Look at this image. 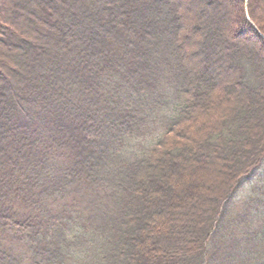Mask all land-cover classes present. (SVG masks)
Returning <instances> with one entry per match:
<instances>
[{"label": "trees", "instance_id": "obj_1", "mask_svg": "<svg viewBox=\"0 0 264 264\" xmlns=\"http://www.w3.org/2000/svg\"><path fill=\"white\" fill-rule=\"evenodd\" d=\"M203 2L215 10L238 4L236 21L245 32L257 29L264 47L260 0ZM9 3L15 21L25 11L30 27L15 33L12 22L0 25L1 46L14 58L32 57L22 70L11 56L0 60V264H264V177L256 176L264 125H247L250 98L217 127L211 121L204 136L194 130L202 117L197 101L208 107L219 84L215 27L201 29L203 66L191 75L182 0ZM237 49L224 59L228 73L240 93L257 90L262 102L263 60L242 44ZM6 74H21L20 86ZM255 109L264 119V107ZM219 153L232 159L231 174L196 238L168 242L165 223L155 219L167 211L165 194L175 199L178 181L160 173L159 159L179 167ZM138 204L146 209L137 214L141 225Z\"/></svg>", "mask_w": 264, "mask_h": 264}, {"label": "rangeland", "instance_id": "obj_2", "mask_svg": "<svg viewBox=\"0 0 264 264\" xmlns=\"http://www.w3.org/2000/svg\"><path fill=\"white\" fill-rule=\"evenodd\" d=\"M184 6V16L182 19L183 28L182 30V43L183 49L185 53V57L189 56L191 60V65L195 70L191 71V75H194L196 71L201 69L203 66L202 55L200 54L201 42H202V34L201 29L204 26L212 25L215 27V40L216 42L221 43V46L218 48V52L216 53L219 59H217L216 64L213 65L214 73H216L217 86L213 87L214 92L211 96V102L208 107L205 105L203 101H197L198 104L201 105L202 117L199 118L198 122L194 123L196 120L192 121L197 127L194 129L196 133H200L202 130V135L207 134L212 127L213 121L215 127L218 126L219 122L223 118V115L230 114L232 107H238L242 104L244 98L249 97L252 106L251 110L247 111V113L251 114V117L246 118V123L250 127L260 128L264 125V119L259 118V112L255 109V107L260 106L264 107V101L257 103V90L247 91V93H240L239 90L235 87L234 83L236 82V76L233 77L229 74L227 70V65L224 63V59H227L233 55L238 53L237 46L242 44L246 47L247 50L250 51V54H257L263 62H259L260 66L258 67L257 72L259 75H262L259 79L257 85L258 87L264 86V47L261 45V42H257L254 38L255 34H258V30L254 29L256 33L245 32L244 28L240 26L239 21V6L238 4L233 6V2L225 3L224 6L215 10L212 7H206L203 0H182ZM261 4L264 6V3ZM261 4H258V12H261L264 16V12L262 10ZM215 5H213L214 7ZM0 25L6 26V22H12L13 27L11 29L15 30V33H28L29 32V23L27 22V14L23 11L24 14L20 15L19 20L15 21L14 16L15 12L10 8L9 0H0ZM2 18V19H1ZM238 19V21H236ZM15 23V24H14ZM199 27L197 31L195 27ZM205 28V27H204ZM243 31L241 37H237V33L239 31ZM4 36L0 34V41L3 40ZM262 39H264L262 35ZM0 42V60L9 59L10 56L14 58L11 53L8 51L5 52L4 46H1ZM32 56H15V62L17 63L16 69L22 70L19 65L31 58ZM13 59V60H14ZM199 60V61H198ZM230 66V65H228ZM19 67V68H18ZM22 72V71H21ZM24 73V72H23ZM7 78L10 82L15 86H20L21 83V74L20 77H13L9 74H6ZM18 78V79H17ZM251 76L245 78V82L248 85H251ZM23 86L28 88V84L23 82ZM220 85V86H219ZM246 85V84H245ZM244 85V86H245ZM249 89V88H248ZM255 100V102H254ZM226 110V111H225ZM228 111V112H227ZM249 116V115H248ZM252 118V119H251ZM237 123H245L243 119L242 113L238 117ZM193 124V125H194ZM191 134V133H189ZM191 137H194L191 134ZM190 138V137H189ZM193 140V138H192ZM189 142V141H187ZM234 148H232L233 150ZM231 150V149H230ZM229 151V150H228ZM219 158L215 160L206 161H194V162H186L181 164L179 167L175 162L169 160L165 157H161L158 161V167L160 166V173L169 172L171 174L172 179L178 181V185L176 188L177 192L175 193V199L172 200L167 196L164 200L165 206L167 207V211L163 212L157 217L155 220L164 222L166 232H169L171 237L167 239V241L177 240L178 238H185L187 240H193L196 238L195 229L202 222H199L200 218L204 216V213L207 210L213 207V200L219 192V189L222 188L224 182L227 181V177L231 174V168L227 166L232 159H227L228 157L226 153H219ZM226 157V160L220 159ZM224 157V159H225ZM91 165V168H95ZM264 177V163L261 164L260 170L256 173L257 178L259 176ZM246 196V194H245ZM135 216L138 217L137 214H146L145 205L138 204L136 205ZM144 208V209H143ZM159 207L152 206V210L156 211ZM147 220L148 226H152L155 224V220L149 218ZM204 219V218H203ZM138 220V224L141 225V221ZM179 235V236H178ZM173 243V242H172ZM124 251L128 254L131 249V246H123ZM128 247V248H127ZM138 261V259H137ZM122 264V263H121Z\"/></svg>", "mask_w": 264, "mask_h": 264}]
</instances>
